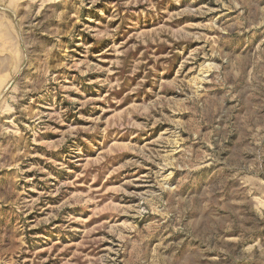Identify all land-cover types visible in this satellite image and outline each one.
Wrapping results in <instances>:
<instances>
[{"label":"rangeland","instance_id":"obj_1","mask_svg":"<svg viewBox=\"0 0 264 264\" xmlns=\"http://www.w3.org/2000/svg\"><path fill=\"white\" fill-rule=\"evenodd\" d=\"M0 264H264V0H0Z\"/></svg>","mask_w":264,"mask_h":264}]
</instances>
